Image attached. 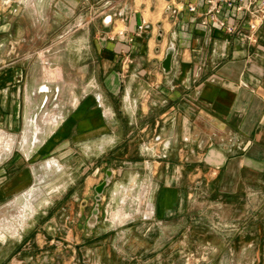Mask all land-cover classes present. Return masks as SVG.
<instances>
[{
	"label": "crops",
	"instance_id": "crops-1",
	"mask_svg": "<svg viewBox=\"0 0 264 264\" xmlns=\"http://www.w3.org/2000/svg\"><path fill=\"white\" fill-rule=\"evenodd\" d=\"M102 1L33 0L28 30L25 16L5 14L0 6V130L14 141L13 151L0 158V212L34 185L37 159L52 156L66 167L75 157L83 171L106 160L114 172L110 183L126 167L141 169L128 181L145 184L155 200L148 215L155 206L157 235L175 217L186 220L180 231L187 230L191 246L197 239L209 243L212 231H234L220 233L228 256L252 247V263L264 264V222L229 223L222 215L244 217L264 196V23L257 42H249L202 27L188 0H110L112 7ZM73 22H81L77 30L67 25L53 32L54 25ZM238 28L245 29L243 21ZM38 40L50 42L44 53L66 54L62 72L90 74L86 90L74 86L77 95L64 113L42 116L54 91L33 56ZM22 42L29 55L20 58ZM10 44L16 57L8 62ZM172 44L167 74L161 62ZM70 54L75 61H68ZM45 74L58 76L47 67ZM54 115L60 122L53 128L47 120ZM55 192L60 196L31 212L16 235L0 238V264H164L176 243L137 227L135 239L152 237L156 254L133 257L127 251L132 228L121 229L118 239L102 238L99 222L94 228L80 222L86 194ZM212 207L220 219L214 227L204 218Z\"/></svg>",
	"mask_w": 264,
	"mask_h": 264
},
{
	"label": "rangeland",
	"instance_id": "rangeland-1",
	"mask_svg": "<svg viewBox=\"0 0 264 264\" xmlns=\"http://www.w3.org/2000/svg\"><path fill=\"white\" fill-rule=\"evenodd\" d=\"M28 1L29 0H0V6L2 8L1 12H4L5 14H13L20 12L21 15L26 17V19H22L23 21H26L25 23L23 22L22 25L25 26L27 29L30 26L28 22V16L36 14L34 5H30L31 3H33V0H30L29 2ZM109 1L110 0H103L101 5L104 6L108 4ZM102 11H104V9H102ZM38 13L40 12H38L37 9V14ZM80 23H62V25L60 24V26L58 27L54 25L53 32L58 31L57 33L60 34V32L64 30L67 25H70V27L73 26L75 30H77V27ZM37 32L39 33L40 31L37 30ZM32 34H34V32H32ZM59 34H55L52 39H55L57 42H60L62 39H58L57 36ZM26 35L28 36V32L26 33ZM38 41L39 42L36 46V51H33V53H35L33 56L37 57V63L39 64L37 68H40L39 73L41 77L52 81V90L54 91V93L52 94L53 96L48 102L47 112H43L42 116L44 115V113L51 112L59 114H61V112L64 113L66 109H71L74 102V97L77 95L76 93L74 94V86H79V91L82 93L84 90L87 89L86 85L89 84V82L87 81H90L88 80L90 78V74L86 72L83 75L77 70L71 69L62 72L60 70V65L61 63H66V54H63L61 51H59V49L56 52L52 51L51 54L44 53V49L49 46L48 44L50 42L48 44H44L46 41ZM63 45L64 44L58 45V47H55V49L62 48L61 46ZM9 46L10 48H8L7 50L8 55L5 56L8 62L11 61L10 59L16 57V53L12 52V45L10 44ZM20 48V52L18 53L20 54V56L17 55L18 57L22 58L25 55H29L26 54L28 53L29 48L28 42H22ZM74 57V55L70 54L68 56V61H75ZM65 66L68 68L70 67L69 65ZM46 67L58 73L57 79H52L45 74ZM57 87L59 88V92L56 93ZM62 90L64 92H62ZM40 119L41 117H39L37 121L39 122ZM52 121H56V125H58L60 122V118L57 117V115L51 116L47 120V123L50 124V127L52 126V124L50 123ZM22 137L23 135L20 136V139H23ZM13 142L14 141H12L11 144H13ZM9 149L13 151V146L11 148L7 147L6 145L0 146L1 157L4 154L9 153ZM75 161L76 159L74 157V159H71L69 162H66L68 166L63 167V165L52 156L48 158L37 159L35 163L36 174L34 185L26 191L22 192V194H19L10 203L9 207L6 208L7 210H5V212H0L1 223L6 225L8 224V226H15L17 228V231L15 233L16 235L19 230L25 226L26 222L24 221L27 219V217L32 211L34 212L39 205L51 201L50 198L52 196L53 198L55 196H60V193H57L55 191L64 192V190L68 191V194H70L69 196L75 193H79L80 196L86 194V197L89 200V205L86 208L85 216L80 219V222L87 223L89 217L91 216L92 209L96 205L95 186L100 184L106 178V171L111 166L105 165L106 160H100V164L91 167L90 170L87 169L86 171H83V169H80V167L75 164ZM137 171H139L140 173L141 169H133L130 167H126L124 168V171L121 173V175H117L113 182L107 186L106 191L103 194L102 201L99 205V227L101 228L102 232L101 237L107 239H118L120 238L119 236L121 233V229L132 228L133 232H131L130 236L128 237L132 239V241L129 239L130 241L127 244L128 253L133 257L139 256L142 253L144 254V256L152 258L154 256V253L156 254V252L153 251V249H155L156 247V244L152 242V237L150 238L148 243L145 239H143V241L136 240V234L140 233L136 232L135 228L141 227L143 229V231H140L142 232V234H150L152 232L156 234L158 228L157 224L159 223V216L157 215L155 206H153V214L148 215V212L153 204L151 203L152 200L148 197V195H146V198L142 197V193H145L146 191L145 184L141 183L140 181L130 184L128 181L129 176H131L132 174L135 175ZM49 194L51 195L49 196ZM21 196L23 197L22 200L20 202H17V200ZM133 197H136L137 199ZM71 206L73 205L71 204ZM249 206L250 213L246 214L244 217H241L240 215L237 216L235 213L231 214L224 212L222 214L223 218L229 221V223H237L242 222L244 220L245 223H249L252 225L258 221L264 222V196L260 197V199L254 200L252 203H250ZM118 209H122L123 212L131 213L132 215L130 214V216L126 219L127 221L124 220V222L114 223L115 221L112 218L114 216V213ZM138 210L140 211L138 212ZM213 211H216V207L209 208L208 215L204 218L207 224L214 227L215 225L218 226L220 219L215 217ZM77 218V214H74L71 220L77 221ZM185 222L186 220L180 217L169 218L167 223L164 224L167 226V228L165 230L160 229L161 231H158L159 234L155 235L158 239H177L175 245L168 249L169 254H167V256L165 257L164 264H211V262H213V264H253L252 258L254 256V250L252 247L246 248L245 251L242 252L241 250H238V252L236 251L232 258L228 256V254L230 255V252L225 250V248L223 247V237L220 233L223 232L232 234V232L234 233V231H212L209 235V243H205L204 240L197 239V242L194 243L193 246H191L188 241L187 230H185L184 232L180 231V228L184 229ZM80 237L82 238V236ZM146 246L148 247V249L146 250H149L147 252L144 250L145 248H147ZM261 250L262 254H264V248H262ZM222 255L227 260L225 263L220 262V256ZM72 264L74 263L72 262ZM254 264H257V262Z\"/></svg>",
	"mask_w": 264,
	"mask_h": 264
},
{
	"label": "built area",
	"instance_id": "built-area-1",
	"mask_svg": "<svg viewBox=\"0 0 264 264\" xmlns=\"http://www.w3.org/2000/svg\"><path fill=\"white\" fill-rule=\"evenodd\" d=\"M106 5L112 7V2L109 1ZM186 6L190 12L201 17L202 27L222 30L228 34L237 33L244 41L257 42V32L264 23V0H188ZM247 15L249 18L245 20L243 17ZM239 21H243L245 28L240 32ZM144 29L145 24L141 23L137 33L142 34ZM124 32L125 30H121L120 34Z\"/></svg>",
	"mask_w": 264,
	"mask_h": 264
},
{
	"label": "water",
	"instance_id": "water-1",
	"mask_svg": "<svg viewBox=\"0 0 264 264\" xmlns=\"http://www.w3.org/2000/svg\"><path fill=\"white\" fill-rule=\"evenodd\" d=\"M112 16H108L105 20L106 22L111 21ZM162 32H160L159 35V39H161L162 37ZM174 55H175V46L172 44L168 47L167 52H166V56L164 58V60L161 62L162 63V67L164 69L165 73H171L173 70V59H174ZM113 169L109 168L106 171V178L98 185L95 186V200H96V205L94 206V208L92 209V213L91 216L88 219V226L90 228H94L97 223L99 222V214H100V202L102 201L103 198V194L106 191L107 186L110 184L112 176H113Z\"/></svg>",
	"mask_w": 264,
	"mask_h": 264
},
{
	"label": "bare ground",
	"instance_id": "bare-ground-1",
	"mask_svg": "<svg viewBox=\"0 0 264 264\" xmlns=\"http://www.w3.org/2000/svg\"><path fill=\"white\" fill-rule=\"evenodd\" d=\"M9 1H12V0H9ZM23 1H25V0H23ZM30 1V0H29ZM28 1V2H29ZM27 2V1H26ZM50 121V120H49ZM51 124H52V126L54 125H56V121H52V122H50ZM13 140L11 139V138H8L7 137V135L6 134H4L1 130H0V146H3V145H6L7 147H9V148H11L12 146H13V144H11V142H12ZM10 150V149H9ZM11 151V150H10ZM9 151V152H10ZM0 158H2L1 157V155H0ZM145 189V188H144ZM40 191V190H39ZM38 191V192H39ZM145 191V190H144ZM35 192H36V190H35ZM40 194V193H39ZM143 194V195H142ZM141 195H142V197L143 198H146V191H145V193H142ZM35 196V195H34ZM37 196H39V195H37ZM138 197V196H137ZM22 196L17 200V202H20L21 200H22ZM27 198V197H26ZM127 198V197H126ZM125 198V199H126ZM133 198H135V199H137L136 197H133ZM147 200V199H146ZM125 201V200H124ZM143 201V200H142ZM141 202V201H140ZM24 203V202H23ZM26 204V203H25ZM125 204V203H124ZM120 207V206H119ZM140 207V206H139ZM138 207V208H139ZM33 210V209H32ZM140 210H138V212H139ZM33 212V211H32ZM133 213V212H132ZM130 214L131 213H125V212H123V210L122 209H118L115 213H114V216H113V218L112 219H114V223H116V222H124V220H126L129 216H130ZM132 215V214H131ZM18 217V216H17ZM21 218V217H20ZM26 221V220H25ZM24 221V222H25ZM127 221V220H126ZM119 224V223H118ZM20 226H21V224H20ZM16 231H17V228L15 227V226H13V225H10V226H8V224L6 225V224H3V223H1V221H0V237L1 238H3V239H5L6 237H7V235L8 234H11V235H15V233H16Z\"/></svg>",
	"mask_w": 264,
	"mask_h": 264
}]
</instances>
